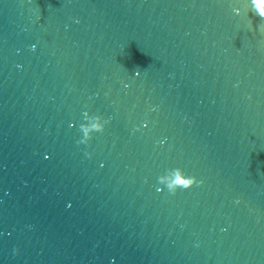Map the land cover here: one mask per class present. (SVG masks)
I'll return each mask as SVG.
<instances>
[{
	"label": "water",
	"instance_id": "95a60500",
	"mask_svg": "<svg viewBox=\"0 0 264 264\" xmlns=\"http://www.w3.org/2000/svg\"><path fill=\"white\" fill-rule=\"evenodd\" d=\"M255 11L0 0V264H264Z\"/></svg>",
	"mask_w": 264,
	"mask_h": 264
},
{
	"label": "clouds",
	"instance_id": "9594fccd",
	"mask_svg": "<svg viewBox=\"0 0 264 264\" xmlns=\"http://www.w3.org/2000/svg\"><path fill=\"white\" fill-rule=\"evenodd\" d=\"M251 4L256 10L255 14L264 20V0H251ZM96 121L97 122L91 124L90 127H83V131L85 132L86 136L90 131L102 132L104 130L105 124L108 122L107 120H104L103 123L99 122V116L96 117ZM77 143L83 144L86 142L83 140H78ZM86 155L91 156V153H86ZM172 171L173 176L167 184V189L170 194H175L177 189L183 190L191 187L194 184L199 185L203 183V180H197V178L194 176L185 175L180 168H175Z\"/></svg>",
	"mask_w": 264,
	"mask_h": 264
}]
</instances>
